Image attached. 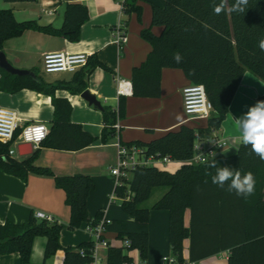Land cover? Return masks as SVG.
Instances as JSON below:
<instances>
[{
    "label": "trees",
    "instance_id": "trees-1",
    "mask_svg": "<svg viewBox=\"0 0 264 264\" xmlns=\"http://www.w3.org/2000/svg\"><path fill=\"white\" fill-rule=\"evenodd\" d=\"M137 1H124L127 15L140 12ZM219 3L220 0H159V4H153L152 26L162 27V33L156 35L151 27L141 32L152 45V50L147 59L133 69L132 95L160 97L163 69L177 68L191 83L204 85L214 110L205 127L184 124L150 142H122L137 144L148 157L167 156L185 163L176 172L154 165L139 166L129 178L115 186L114 193L121 200L122 209L132 219H111L106 224V230L115 232L120 240H130L127 246H109V264L132 263L127 252L135 249L139 250L141 260L147 262L150 209L143 207L142 203L156 187L167 188L153 209L169 212L170 244L180 263L185 262L184 241L190 239L191 261L228 251V264H264V160L252 151L251 145L241 142L235 154H219L205 162L188 163L195 154L196 142L220 130L244 74L250 71L264 80V50L259 47L260 40L264 39V0H249L243 13L226 9L216 15L213 6ZM234 3L235 0H228L229 7ZM89 18L88 7L80 2L65 5L64 21L60 27L41 25L33 19L19 21L12 9L0 8V52L5 41L30 30L78 42L82 25ZM176 52L182 56L180 63L173 58ZM97 67L109 69L95 56H89L87 65L75 72L70 81L54 83H47L38 71H35L34 78L12 74L0 67V91L13 94L30 89L51 96L54 106L52 126L40 146L78 151L93 144L97 137L72 120L71 102L57 97L56 91L66 89L73 94H81L87 89V78ZM102 111L104 128L101 140L108 143L118 134V121L126 114V98L120 97L118 108L106 105ZM20 132L18 128L14 140ZM14 140L6 143L0 140V170L24 181L32 172L54 177L56 186L66 193L70 229L80 228L90 221L88 200L95 187L92 177L82 173L57 175L49 167L37 166L35 161L39 150L27 158L17 159L10 154ZM213 158L218 162L217 167L239 169L242 175L251 172L256 181L254 193L247 197L238 196L235 192L226 191L227 185L222 189L213 184L211 177L216 174V169L207 166ZM188 211L189 225L186 224ZM103 214V210L99 211L92 225H96ZM61 231L62 226L57 221L40 220L34 215L24 223L9 220L0 223V254L17 252L21 256V264H27L31 259L34 238L46 236V259L64 249V264H88L93 241L64 248L60 241ZM80 247L86 249V257L78 252Z\"/></svg>",
    "mask_w": 264,
    "mask_h": 264
},
{
    "label": "crops",
    "instance_id": "crops-1",
    "mask_svg": "<svg viewBox=\"0 0 264 264\" xmlns=\"http://www.w3.org/2000/svg\"><path fill=\"white\" fill-rule=\"evenodd\" d=\"M124 1L36 0L8 2L9 7L4 9H12L19 21L33 19L41 25L52 24L60 27L64 21V9L68 2L85 4L89 9L90 18L82 25L81 39L78 42L30 30L19 37L5 41L3 52L16 68L38 71L47 83L70 81L75 72L45 73L52 77H44L41 73L45 53L63 51L95 56L109 69L106 70L102 67L94 69L87 78V89L97 96L103 107L108 105L116 109L121 97L117 94L118 78L131 80L133 69L140 66L152 50L150 42L142 37V30L151 27L156 35H160L163 30L162 27L152 26L153 4H159V0H138L137 5L140 7V12L134 11L130 15L124 11ZM121 25L125 27L128 36L123 47L115 42L116 32ZM189 83L191 82L181 69L164 68L160 97L123 96L126 98V114L118 121L117 136L110 139L108 143L101 140L104 128L103 111L90 105L81 97V94H73L66 89L57 90V97L67 98L71 102L73 106L72 120L82 124L85 130L97 137V140L78 151L40 146L34 149V152L39 150L35 164L49 167L57 175L82 173L92 177L95 187L88 200L90 221L83 223L80 228L70 229V207L66 203V193L56 186L54 177L32 172L24 181L20 177L0 170V223L4 224L8 220L14 223H24L29 221L32 215L36 216L39 212L44 213L61 224L60 241L62 246L67 248L78 247L93 240V235L87 228L92 225V221L99 211L103 210V216L109 219H132L124 210L119 212L114 209L116 201L120 199L117 198L113 203H110L109 200L116 186V178L112 175L111 168L116 164L118 158L117 143L150 142L171 130L179 129L184 124L192 127L207 126L208 118L187 119L184 111L183 88ZM263 96L264 80L247 71L220 130L215 131L205 140L197 142L212 145L216 140H225L227 144L217 149V155L235 154L242 142L235 120L244 115L249 107L257 101H264ZM0 107L10 108L17 112L20 129L37 122H44L49 128L52 126L54 106L49 95L30 89H23L13 94L0 91ZM12 156L22 160L30 155L22 156L18 149ZM184 163V161L171 160L168 163L157 164L156 167L176 172ZM157 188L159 187L154 189ZM166 192L167 188L164 187L158 193V198L160 199ZM156 202L146 206L150 209V252L147 264H159L163 256L173 254L169 238L170 214L166 210L153 209ZM189 222L190 212L188 211L186 224L189 225ZM104 237L113 246L122 245L115 232L106 230ZM47 241L46 236L34 238L31 259L27 264H64L66 258L64 249H59L51 257L45 258ZM190 245V239H186L184 241V264H228V251L196 262L191 261ZM100 253L108 256V249H102ZM127 254L133 261L141 260L139 250H130ZM0 264H21V256L17 252L0 254Z\"/></svg>",
    "mask_w": 264,
    "mask_h": 264
},
{
    "label": "built area",
    "instance_id": "built-area-1",
    "mask_svg": "<svg viewBox=\"0 0 264 264\" xmlns=\"http://www.w3.org/2000/svg\"><path fill=\"white\" fill-rule=\"evenodd\" d=\"M124 1V0H120ZM127 31L123 25L117 30L115 42L120 46L127 42ZM89 55L86 53H72L63 51H53L44 54L43 68L46 73H62V72H77L88 63ZM118 96H130L133 94L132 81L125 78L117 80ZM184 111L187 119H207L212 114L214 108L209 101L206 89L202 84L189 83L183 88ZM19 117L16 111L0 107V140L9 142L14 140L16 130L20 128ZM118 128V125H117ZM50 128L44 122L32 123L24 126L21 132L14 140L10 149V154L14 155L18 151V147L22 143H29L33 149L40 147L42 142L47 138ZM227 144V141L216 140L212 145H206L203 142H196L195 154L188 163L205 162L209 158L217 155V149L222 148ZM118 158L116 164L111 168L112 175L116 178V185L121 184V180L129 178L131 172L139 166L154 165L168 163L172 159L170 157L154 158L148 157L143 149L137 144L128 145L118 142ZM117 199L115 193L111 195L110 203ZM37 218L53 222L54 220L39 212ZM111 219L103 216L96 225L88 226V231L93 235V245L90 247V262L88 264H109L108 256L100 253L102 249H108L111 243L104 237L106 233V224ZM122 246L130 245V240L125 238L121 240ZM78 252L82 257L87 256V251L84 247L78 248ZM124 264H147L142 260L133 261L132 263L125 262ZM159 264H182L178 261L174 254L165 255L162 257ZM192 264V263H189Z\"/></svg>",
    "mask_w": 264,
    "mask_h": 264
},
{
    "label": "clouds",
    "instance_id": "clouds-1",
    "mask_svg": "<svg viewBox=\"0 0 264 264\" xmlns=\"http://www.w3.org/2000/svg\"><path fill=\"white\" fill-rule=\"evenodd\" d=\"M249 0H235V3L228 6V0H220L219 4H214L213 10L216 15L226 9L231 12L243 13ZM259 47L264 50V39L259 42ZM174 60L177 63L182 61L179 52L174 54ZM235 124L240 132L241 140L244 145H251L252 151L264 160V101H257L248 111L239 118H236ZM218 162L213 158L208 163L209 168H215L216 174L212 175V183L226 191L235 192L238 196H250L255 190V177L251 172L242 175L241 170L228 166L217 167ZM211 175V173H207Z\"/></svg>",
    "mask_w": 264,
    "mask_h": 264
},
{
    "label": "water",
    "instance_id": "water-1",
    "mask_svg": "<svg viewBox=\"0 0 264 264\" xmlns=\"http://www.w3.org/2000/svg\"><path fill=\"white\" fill-rule=\"evenodd\" d=\"M0 67L12 74H18L21 76L30 75L36 78L35 72L26 69L16 68L12 63H10V61L6 57V54L3 51L0 52ZM81 97L84 98L90 105H94L99 109L103 110L102 102L97 98L96 95L92 94L90 90L86 89L85 91H83L81 93ZM18 149L20 151V155L22 156L31 155L34 152L32 145L29 143L20 144Z\"/></svg>",
    "mask_w": 264,
    "mask_h": 264
},
{
    "label": "rangeland",
    "instance_id": "rangeland-1",
    "mask_svg": "<svg viewBox=\"0 0 264 264\" xmlns=\"http://www.w3.org/2000/svg\"><path fill=\"white\" fill-rule=\"evenodd\" d=\"M9 6H8V2H6L5 0H0V8H8ZM18 68V67H17ZM43 69L44 68H42V75L44 76V77H46V78H50V77H52V75H47V74H45L46 72H45V70L43 71ZM164 189V187H159V188H157V189H154V191L151 193V195H150V197L145 201V202H143L142 203V206L143 207H146V206H148V205H151L152 203H154V202H156L157 201V199H159L158 197V193L159 192H161V190H163ZM112 194H113V192H112ZM111 194V195H112ZM111 198V197H110ZM110 200V199H109ZM114 209H116L117 211H123V209H122V207H121V201L120 200H117L116 201V205H115V207H114Z\"/></svg>",
    "mask_w": 264,
    "mask_h": 264
}]
</instances>
